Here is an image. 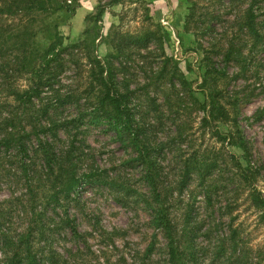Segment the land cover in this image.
<instances>
[{"label": "rangeland", "instance_id": "rangeland-1", "mask_svg": "<svg viewBox=\"0 0 264 264\" xmlns=\"http://www.w3.org/2000/svg\"><path fill=\"white\" fill-rule=\"evenodd\" d=\"M51 3L47 11L37 14L34 44L41 51L48 49L59 33L63 40L56 51L62 53L63 65L59 66V60L49 66L53 81L40 95L44 101H56L59 94L81 96L78 104L65 103L52 109L58 112L55 117L63 114L62 119H69L80 108L95 109L84 96L103 91L94 80L98 70L91 69V57L100 59L105 63L103 75L110 78L108 89L131 93L134 115L142 119L147 114L154 128L162 122L156 143L175 140L158 158V170L160 178L174 189L171 202L177 204L172 213L182 236L181 248H186L184 255H190L186 232L192 226L196 253L192 264H264V218L247 201L249 189L246 178L242 179L244 169L256 171L253 184L264 197V0ZM101 8L104 12L98 18ZM248 9L256 32L245 28ZM15 19L7 22L18 21ZM147 32L154 34H149L143 47L129 42ZM76 44L82 45L74 47ZM163 64L167 75L160 78L158 70ZM173 66L183 76L172 84ZM204 69L212 74L207 75ZM28 77L25 74L19 84L24 85ZM171 91L174 95L169 100ZM153 100L158 104H152ZM213 108L218 118L206 121ZM88 119L79 123L85 125L84 133L77 136L82 139L84 154L78 158L77 169L89 183L79 186L78 196L73 194L64 201L79 234L72 236L70 227L61 228L55 250L67 256L77 247L90 249L79 264L96 260L117 264L121 255L127 260L125 264H169L167 237L152 223L142 201L145 196L137 194L149 192L141 180L145 168L134 162L137 152L128 142L116 139L103 118ZM195 156L199 164L216 159V171L206 184L195 178L178 190L185 171L183 161ZM3 179L0 200L11 197L10 186L15 185L13 178ZM122 185L135 189V197L126 196ZM206 194L213 197L211 204ZM58 212L59 217L66 215L64 207ZM188 214L189 226L184 223ZM151 242L155 243L152 252L147 251ZM137 251L143 253L138 255Z\"/></svg>", "mask_w": 264, "mask_h": 264}, {"label": "trees", "instance_id": "trees-1", "mask_svg": "<svg viewBox=\"0 0 264 264\" xmlns=\"http://www.w3.org/2000/svg\"><path fill=\"white\" fill-rule=\"evenodd\" d=\"M51 5V0H0V185L4 182L3 177L8 180L13 178L12 181L15 182V185L10 186L13 189L11 197L0 200V264H70L71 261L79 264V260H85L82 255L91 252L90 249L77 247L75 252H66L67 256H64V253L55 250V243L61 237L58 233L61 228L70 227L72 236L79 234L75 219L64 201L71 199L73 194L78 196L79 186L89 183L87 176L77 169L78 158L84 154L81 149L82 139H77V136L84 133L85 125L81 127L79 123L87 116V122L103 118L107 130L113 131L116 139L121 143L128 142L137 152L133 161L145 168L146 175L141 180L149 187L148 194H137L145 196L142 201L149 209L152 223L167 237L168 263H194L196 253L193 251V235L191 236L194 227L191 226L186 232L190 255L187 252L184 255L186 248H181L182 236L175 224L177 218L172 213L177 204L171 202L175 195L174 189L159 176L158 158L164 153L165 146H170L175 141L169 139L156 143L162 122L156 123L157 129L154 128V123L147 121V114L142 119L134 115L130 105L133 95L127 92L113 93L108 89L110 78L103 75L105 63L96 57H91L94 58L91 69L98 70L94 80L99 81L103 91L84 96L85 101L95 104V109L85 111L80 108L69 119H62L65 117L63 114L57 118L55 116L58 112L52 109L65 103L78 104L81 96L59 94L56 101H44L41 97V89L51 86L53 81L54 73L47 71L49 66L59 60V66L63 65L62 53L56 51L63 40L59 33L54 36L48 49L41 51L34 44L37 14L47 11ZM103 12L104 8H101L98 18ZM253 17L252 11L248 9V15L244 16L248 32H256ZM9 18H16L18 21L8 23ZM149 34L154 32L132 37L129 42L140 47L147 42ZM81 45L76 44L74 47ZM171 68L172 75L169 79L173 84L176 78L180 79L183 75L177 66ZM25 74L29 77L21 85L19 80ZM158 74L160 78L167 75L165 64L159 68ZM206 74L211 75L212 72L208 70ZM182 84L185 85L184 79ZM173 95L171 91L167 98L170 100ZM38 101L41 103L39 106ZM156 101L153 100L152 104H158ZM208 116L206 121L218 118L214 108L209 111ZM60 130H63V135L58 134ZM183 162L185 171L178 190L185 189L195 178L206 184L216 171V159L199 164L195 156L194 159L187 158ZM255 172L244 169L242 179L243 176L246 178L244 183L249 189L247 201L259 209L264 218V197L253 184ZM122 188L126 196L135 197L137 191L131 186L122 185ZM205 198L209 204L212 203V196L206 194ZM62 207L66 215L59 217L58 210ZM189 216L188 214L184 219L187 226ZM154 245L151 242L147 251L152 252ZM117 250L119 251L118 248ZM141 253L143 252L137 251L138 255ZM120 258L117 259V264L127 262L122 255ZM105 263L108 264L109 261ZM91 264L104 263L96 260ZM142 264L147 263L143 261ZM231 264L243 263L231 261Z\"/></svg>", "mask_w": 264, "mask_h": 264}]
</instances>
